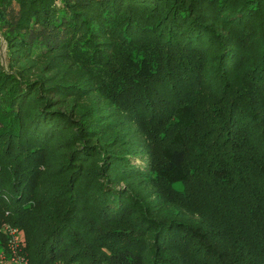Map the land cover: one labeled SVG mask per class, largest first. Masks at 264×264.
<instances>
[{"label":"trees","instance_id":"1","mask_svg":"<svg viewBox=\"0 0 264 264\" xmlns=\"http://www.w3.org/2000/svg\"><path fill=\"white\" fill-rule=\"evenodd\" d=\"M0 38L29 264H264V0H0Z\"/></svg>","mask_w":264,"mask_h":264},{"label":"rangeland","instance_id":"2","mask_svg":"<svg viewBox=\"0 0 264 264\" xmlns=\"http://www.w3.org/2000/svg\"><path fill=\"white\" fill-rule=\"evenodd\" d=\"M0 54L1 62L4 66L7 65L6 47L4 41L0 38ZM175 187L182 189V182H176ZM7 215L8 212H5ZM0 235L4 240L0 241V264H29L27 254V240L25 232L22 228L12 226L9 223L3 222L0 227ZM64 264V263H57ZM66 264V263H65ZM68 264H83L81 262H74Z\"/></svg>","mask_w":264,"mask_h":264}]
</instances>
